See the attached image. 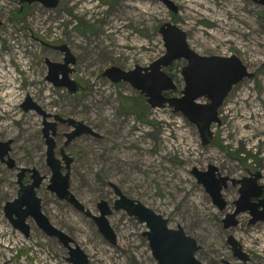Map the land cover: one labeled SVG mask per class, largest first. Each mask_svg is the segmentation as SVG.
I'll return each mask as SVG.
<instances>
[{
    "label": "rangeland",
    "instance_id": "1",
    "mask_svg": "<svg viewBox=\"0 0 264 264\" xmlns=\"http://www.w3.org/2000/svg\"><path fill=\"white\" fill-rule=\"evenodd\" d=\"M171 1L177 12L163 0H60L56 8L35 2L25 3V9L21 0H0V140L14 139L11 156L17 166H35L47 176L37 190L42 209L89 255V264L159 263L143 235L145 223L114 210L108 216L117 233L114 245L91 217L48 190L43 119L19 103L28 94L48 113L83 120L101 134L81 135L67 148L74 157L71 191L94 214H99L100 200L113 204V182L168 218L170 228L181 225L195 237L201 245L196 256L203 263L264 264V221L252 225L250 214L243 212L239 225L226 229L222 219L235 206L237 188L229 183L223 189L227 205L221 210L191 172L194 166L207 170L213 164L223 175L240 178L251 169L264 180V5L255 0ZM20 8V16L13 14ZM167 21L187 32L198 53L236 54L255 72L225 99L222 122L213 125L209 145L202 144L197 126L181 113L170 106L153 108L130 83L103 75L111 66L131 70L164 55L159 29ZM61 44L77 57L70 76L82 85L81 92L72 94L46 80L45 59L63 62L64 54L53 47ZM184 63L179 59L166 68L179 87L169 94L179 95L184 85ZM17 173L0 160V264H71L68 250L33 219H28L31 236L26 238L6 217L5 204L18 193ZM229 234L240 241L248 261L234 255Z\"/></svg>",
    "mask_w": 264,
    "mask_h": 264
},
{
    "label": "water",
    "instance_id": "2",
    "mask_svg": "<svg viewBox=\"0 0 264 264\" xmlns=\"http://www.w3.org/2000/svg\"><path fill=\"white\" fill-rule=\"evenodd\" d=\"M163 1L173 12L178 11L173 1ZM255 1L264 5V0ZM21 2L29 5L37 2L46 8H56L60 0H21ZM159 32L162 34L166 47L164 55L154 60L149 66L136 65L131 70L111 66L105 69L103 75L115 83L121 81L130 83L146 97L147 102L153 108L170 106L175 113H181L197 126L202 144L209 145L214 137L213 125H220L222 122L219 110L225 99L236 84L245 78H254L255 72L250 71L236 54L225 56L198 53L189 45L187 32L178 24L167 21L160 26ZM53 47L64 54V59L63 62L45 59L48 67L46 80L55 87L67 88L72 94L79 92L81 84L70 76L74 71L71 65L77 61L76 55L68 44ZM179 59L185 60L181 68L184 85L179 95L169 94V92L177 91L179 87L166 68ZM202 99L206 101L202 102ZM21 108L25 112L35 111L43 119L42 133L47 147L46 163L51 170L48 190L91 217L109 242L117 244V233L108 216L114 210H124L139 223L146 224L147 231L143 235L146 236L153 256L159 264H205L196 256L201 245L195 237L189 235L181 225L177 228H170L168 218L140 200L129 197L113 182H110V186L114 189L117 198L112 205L105 199L100 200L97 204L99 214H94L71 191V165L74 157L67 151V148L81 135L90 134L101 137V134L83 120L65 117L58 113H48L30 94L21 103ZM59 123H67L72 129L65 133V140L57 153L56 136ZM13 143V138L0 140V160L5 162L9 168L18 170L16 181L19 186L18 193L13 200L5 204L6 217L13 227L26 238L31 236V225L28 219H33L47 236L56 238L68 250V262L89 264V255L72 236L53 224L42 209V198L37 190L47 176L35 166H17L15 158L11 156ZM191 172L198 182L205 186L213 202L221 210H224L227 205L222 191L227 187L228 181L240 184L239 196L234 201L235 209L228 212L222 219L226 229L237 226L239 224L238 215L246 211L250 213V224L254 225L264 221V198L256 202L252 200L260 198L264 191V184L259 183L262 176L260 171H255L250 176H244L241 179L221 174L213 164H210L207 170L194 166ZM27 173H30V182H25ZM227 242L238 259L249 260L248 253L243 250L242 244L233 234L227 236ZM223 263L234 264L229 260H224Z\"/></svg>",
    "mask_w": 264,
    "mask_h": 264
},
{
    "label": "flooded vegetation",
    "instance_id": "3",
    "mask_svg": "<svg viewBox=\"0 0 264 264\" xmlns=\"http://www.w3.org/2000/svg\"><path fill=\"white\" fill-rule=\"evenodd\" d=\"M82 85H81V89L79 90V92H81V90H82ZM68 117V116H67ZM61 126H67V128L64 130V131H60V128H61ZM71 129H72V127L71 126H69L67 123H59L58 124V135L56 136V137H58L61 133V135L63 136V139L65 140V133L66 132H69V131H71ZM61 132V133H60ZM57 140V139H56ZM71 144H72V142H71ZM71 144H69V146L71 145ZM68 146V147H69ZM60 147L61 146H59V144H58V147H57V153L60 151ZM73 156V155H72ZM3 163H5V162H3ZM74 163V162H73ZM73 163H72V165H73ZM72 165H71V171H72ZM255 171H253V170H251V169H248V174L247 175H244V176H250L252 173H254ZM261 175H262V173H261ZM229 176V175H228ZM244 176H242V177H244ZM231 177V176H230ZM242 177H240V178H238V179H241ZM231 178H233V177H231ZM30 180H31V177H30V173H27L26 174V176H25V182H30ZM229 183H231L234 187H236L237 188V192H238V196H239V187H240V184L239 183H236V184H234L233 182H231V181H228V184H227V187H228V185H229ZM259 183L260 184H264V180H263V177L261 176V178L259 179ZM224 189H226V187L224 188ZM117 198V195H116V197L113 199V201L115 200ZM261 198H264V191H263V194L261 195V197L260 198H253L252 200L253 201H259V199H261ZM237 199V198H236ZM235 199V200H236ZM234 200V201H235ZM235 209V206H234V208L233 209H231V211L230 212H232L233 210ZM246 212H248L249 213V211H246ZM243 213V212H242ZM250 214V213H249ZM239 216H240V214L238 215V220H239V223H240V219H239ZM239 225V224H238ZM236 227V226H235Z\"/></svg>",
    "mask_w": 264,
    "mask_h": 264
},
{
    "label": "trees",
    "instance_id": "4",
    "mask_svg": "<svg viewBox=\"0 0 264 264\" xmlns=\"http://www.w3.org/2000/svg\"><path fill=\"white\" fill-rule=\"evenodd\" d=\"M24 6V9L26 8V7H28L27 5H22V7ZM24 9L22 10V8H20V9H18L17 11H15L13 14H16V16H20L21 15V13H23L24 12ZM129 102V101H128ZM127 102V106H129L130 105V103H128ZM126 103V102H125ZM139 114V116L141 117V119L142 120H145V118H144V116L142 115V113L140 114V113H138Z\"/></svg>",
    "mask_w": 264,
    "mask_h": 264
},
{
    "label": "built area",
    "instance_id": "5",
    "mask_svg": "<svg viewBox=\"0 0 264 264\" xmlns=\"http://www.w3.org/2000/svg\"><path fill=\"white\" fill-rule=\"evenodd\" d=\"M1 19H2V18H1ZM2 25H3V19H2V23H0V27H1ZM21 53H22V52H21ZM23 98H24V97H22L21 100H19V103H22Z\"/></svg>",
    "mask_w": 264,
    "mask_h": 264
}]
</instances>
